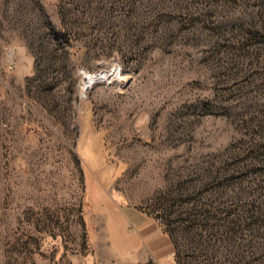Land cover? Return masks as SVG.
Masks as SVG:
<instances>
[{
  "label": "rangeland",
  "instance_id": "1",
  "mask_svg": "<svg viewBox=\"0 0 264 264\" xmlns=\"http://www.w3.org/2000/svg\"><path fill=\"white\" fill-rule=\"evenodd\" d=\"M110 205L264 264V0H0V264H132Z\"/></svg>",
  "mask_w": 264,
  "mask_h": 264
},
{
  "label": "crops",
  "instance_id": "2",
  "mask_svg": "<svg viewBox=\"0 0 264 264\" xmlns=\"http://www.w3.org/2000/svg\"><path fill=\"white\" fill-rule=\"evenodd\" d=\"M109 230L132 264H177L169 237L146 213L130 206L109 208Z\"/></svg>",
  "mask_w": 264,
  "mask_h": 264
},
{
  "label": "bare ground",
  "instance_id": "3",
  "mask_svg": "<svg viewBox=\"0 0 264 264\" xmlns=\"http://www.w3.org/2000/svg\"><path fill=\"white\" fill-rule=\"evenodd\" d=\"M106 76V74H100L99 75V78H104ZM94 79L93 78H88V80H87V83L89 84V83H91V81H93Z\"/></svg>",
  "mask_w": 264,
  "mask_h": 264
},
{
  "label": "trees",
  "instance_id": "4",
  "mask_svg": "<svg viewBox=\"0 0 264 264\" xmlns=\"http://www.w3.org/2000/svg\"><path fill=\"white\" fill-rule=\"evenodd\" d=\"M177 264H180V262H178V260H177Z\"/></svg>",
  "mask_w": 264,
  "mask_h": 264
},
{
  "label": "water",
  "instance_id": "5",
  "mask_svg": "<svg viewBox=\"0 0 264 264\" xmlns=\"http://www.w3.org/2000/svg\"><path fill=\"white\" fill-rule=\"evenodd\" d=\"M96 80H98V79H95L94 81H96ZM99 81V80H98Z\"/></svg>",
  "mask_w": 264,
  "mask_h": 264
}]
</instances>
